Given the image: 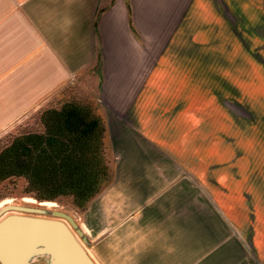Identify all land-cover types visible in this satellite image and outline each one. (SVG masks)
Instances as JSON below:
<instances>
[{
  "label": "rangeland",
  "instance_id": "1",
  "mask_svg": "<svg viewBox=\"0 0 264 264\" xmlns=\"http://www.w3.org/2000/svg\"><path fill=\"white\" fill-rule=\"evenodd\" d=\"M117 5L129 12L127 37L122 27L117 34L122 64L104 49V63L99 57L0 128L1 154L17 138L45 136L50 113L90 107L105 129L101 192L83 210L70 197L39 200L12 177L0 182V202L54 203L48 210L87 226V243L67 221L40 218L62 223L92 264L93 248L126 230L178 233L193 251L238 250L229 252L238 264H264V0ZM38 254L52 259L48 244H35L23 264Z\"/></svg>",
  "mask_w": 264,
  "mask_h": 264
},
{
  "label": "crops",
  "instance_id": "2",
  "mask_svg": "<svg viewBox=\"0 0 264 264\" xmlns=\"http://www.w3.org/2000/svg\"><path fill=\"white\" fill-rule=\"evenodd\" d=\"M134 9L131 3L132 17ZM128 16L117 0H0V128L99 57L104 63V49L118 65L117 34L122 27L127 37ZM126 46L135 44L126 38ZM111 236L93 248L96 264H197L198 255L207 256L205 264H238L229 258L238 250L193 251L178 233L126 230ZM38 256L32 264H53V257Z\"/></svg>",
  "mask_w": 264,
  "mask_h": 264
},
{
  "label": "trees",
  "instance_id": "3",
  "mask_svg": "<svg viewBox=\"0 0 264 264\" xmlns=\"http://www.w3.org/2000/svg\"><path fill=\"white\" fill-rule=\"evenodd\" d=\"M48 116L45 136L17 138L0 154V182L23 177L39 200L70 197L85 210L107 178L104 126L90 107L76 104Z\"/></svg>",
  "mask_w": 264,
  "mask_h": 264
},
{
  "label": "water",
  "instance_id": "4",
  "mask_svg": "<svg viewBox=\"0 0 264 264\" xmlns=\"http://www.w3.org/2000/svg\"><path fill=\"white\" fill-rule=\"evenodd\" d=\"M28 205H6L0 210V218L15 213L0 221V262L1 264L25 263V252L35 244H48L53 264H92L79 243L66 227L56 221L40 217L63 219L87 243L75 220L65 213L48 210L46 207ZM28 216H24V215Z\"/></svg>",
  "mask_w": 264,
  "mask_h": 264
},
{
  "label": "bare ground",
  "instance_id": "5",
  "mask_svg": "<svg viewBox=\"0 0 264 264\" xmlns=\"http://www.w3.org/2000/svg\"><path fill=\"white\" fill-rule=\"evenodd\" d=\"M22 202L25 203V204H34L33 200L29 199V198L28 199H23ZM12 203H13V201L10 200V199H6V200L0 202V210L3 209V207H5L6 205H12ZM40 206L46 207L48 209H52V208L56 207V205L54 203H50V202L41 203ZM13 214H15V213H13ZM81 229H82V231L84 233L89 235V230L84 224L81 225Z\"/></svg>",
  "mask_w": 264,
  "mask_h": 264
}]
</instances>
